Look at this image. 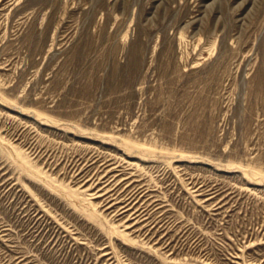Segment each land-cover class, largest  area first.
<instances>
[{
    "label": "rangeland",
    "instance_id": "1",
    "mask_svg": "<svg viewBox=\"0 0 264 264\" xmlns=\"http://www.w3.org/2000/svg\"><path fill=\"white\" fill-rule=\"evenodd\" d=\"M0 264H264V0H0Z\"/></svg>",
    "mask_w": 264,
    "mask_h": 264
}]
</instances>
